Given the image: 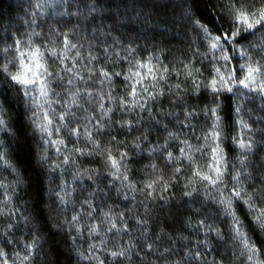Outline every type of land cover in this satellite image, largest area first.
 <instances>
[{"label":"clouds","instance_id":"1","mask_svg":"<svg viewBox=\"0 0 264 264\" xmlns=\"http://www.w3.org/2000/svg\"><path fill=\"white\" fill-rule=\"evenodd\" d=\"M0 264H264V0H0Z\"/></svg>","mask_w":264,"mask_h":264},{"label":"snow or ice","instance_id":"2","mask_svg":"<svg viewBox=\"0 0 264 264\" xmlns=\"http://www.w3.org/2000/svg\"><path fill=\"white\" fill-rule=\"evenodd\" d=\"M139 66H140L141 68H144V71L135 70V71L133 72V75H134L135 77H137V78H143V77L145 76V72H146V73H147V76H148L149 78H151V79H153V80L158 79V77H157V75H156V73H155V67H154V64H153L151 61H149V62L147 63V65L145 66L144 61L141 60V61L139 62ZM106 71H108L109 75H111L110 70H106ZM254 72H255V69H249V75H253ZM16 79L26 80V77H24V76H17ZM137 82H138V81H137ZM133 95H135V92H133ZM241 147H242V148L247 147V143H246L245 141H241ZM113 254H115V253H113Z\"/></svg>","mask_w":264,"mask_h":264}]
</instances>
